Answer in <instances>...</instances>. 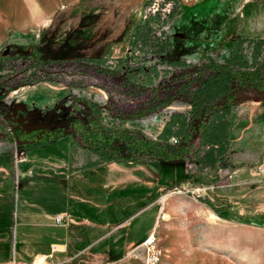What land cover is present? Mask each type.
<instances>
[{
	"label": "rangeland",
	"instance_id": "374dc122",
	"mask_svg": "<svg viewBox=\"0 0 264 264\" xmlns=\"http://www.w3.org/2000/svg\"><path fill=\"white\" fill-rule=\"evenodd\" d=\"M262 3L264 0H73L57 7L43 22L25 27L33 0H0V42L9 31L18 30L23 39L5 53L57 59L101 55L114 64L116 57L128 52L130 30L139 18L147 14L164 18L176 4L182 13L167 30L170 45L164 58L222 60L229 53L232 36L248 32V27L264 34V20L261 24L257 21L262 14L264 19ZM247 13L249 21L244 18ZM242 47L251 53L250 45ZM256 51L259 58L264 55V51ZM22 60L13 62V80L6 78V64L0 67L1 102L5 105V111L0 112V138L8 141L14 162V149L22 153L23 147L24 158L18 160V168L31 164L33 173L25 180L16 177L19 182L13 184L11 200L0 208L12 229V240H0V262L11 257L30 261L33 252L46 245L47 240H15L23 213H27L24 219L28 222L64 226L72 219L83 227L96 225L97 234L116 222L140 233L152 229L165 264H264V184L258 175H245L240 182L233 175V166L205 172L173 160L112 162L70 172L67 129L45 143L23 144L15 126L59 124L66 128L74 113L72 92L94 95L121 113L133 111L146 94L130 97L116 79L99 74L90 65L70 61L36 67V71L49 72L51 80L15 86L25 71H21ZM7 84L10 89L5 91ZM165 88L160 87L159 94L165 93ZM255 99L248 94L233 99L227 141L233 163L255 166L264 158V100ZM193 108L188 93L175 95L157 114L142 118L140 129L149 137L163 129L175 131L180 119H191L188 116ZM129 123L133 126L135 121ZM213 146L206 144L205 148ZM56 161L62 165L51 164ZM27 180L31 184L28 201L33 204L23 207L21 184ZM198 197L220 211L216 213ZM40 210L48 214L34 216ZM57 215H61L60 221L55 220ZM140 239L99 240L94 253L77 251L63 262L77 258L82 264H141ZM132 249L134 253L128 254Z\"/></svg>",
	"mask_w": 264,
	"mask_h": 264
},
{
	"label": "trees",
	"instance_id": "16d2710c",
	"mask_svg": "<svg viewBox=\"0 0 264 264\" xmlns=\"http://www.w3.org/2000/svg\"><path fill=\"white\" fill-rule=\"evenodd\" d=\"M181 13L182 8L175 4L164 18L155 14L139 18L130 30L128 52L123 57H116L114 64L106 62L101 55L57 59L37 54L5 53L24 37L21 32L9 31L0 42V67L6 64V78L13 80V62L23 58L21 71H25L19 74L21 78L15 86L51 80L49 72L36 71V67L70 61L90 65L99 74L116 79L130 97L138 99L141 94H146V99L141 98V103L133 111L121 113L112 111L108 104L94 95L81 96L72 92L70 100L74 113L68 126L37 124L26 127L17 124L15 131L23 137V144L50 141L65 134L67 129L72 143L94 155L95 163L173 160L192 164L198 171L205 172L234 166L231 151L227 149L229 111L233 99L238 96L248 94L264 100V55L259 58L256 51H264V38L231 37L229 53L222 60L164 58V51L170 45L167 30ZM244 45L251 46L249 55L242 47ZM7 85L5 91L10 89V84ZM163 86H166L165 93L159 94V88ZM1 88L0 84V91ZM185 93L192 98L194 105L188 116L190 120L180 119L177 130L163 129L155 137L147 136L140 129L142 118L157 114L163 104L175 95ZM3 95L4 91L0 93V112L5 111L1 102ZM132 120L135 121L133 126L129 123ZM170 135L175 137L170 139ZM206 144L215 145L206 149ZM198 199L216 213L220 211L210 201L202 197ZM79 261L72 258L70 262L62 261L60 264H82Z\"/></svg>",
	"mask_w": 264,
	"mask_h": 264
},
{
	"label": "crops",
	"instance_id": "0c3cea01",
	"mask_svg": "<svg viewBox=\"0 0 264 264\" xmlns=\"http://www.w3.org/2000/svg\"><path fill=\"white\" fill-rule=\"evenodd\" d=\"M71 2H73V0H33V5L31 6L30 9L31 19L29 23L26 24L25 27H32L39 24L40 22H43L44 20L50 18V16L53 14V12L56 10L57 7H59L62 4H68ZM262 5L264 6L263 3ZM251 16H253L252 19H255L254 15L251 14ZM244 18L248 21L251 20L249 13H247ZM237 20L238 18L236 19V21ZM263 20H264L263 14L261 16L259 15V18L257 20L258 24H261ZM232 37L262 38L264 37V34L253 32L248 27V32L244 31ZM69 147L70 150L68 154L69 155L68 169L70 172L73 173L78 171L79 169L86 168L88 166L99 165V164L104 165L112 162H117V161H110L106 163H101V162L95 163V156L81 150L76 144H73L72 141L70 140V137H69ZM22 153H24L23 147H22ZM20 158H24V157H22L21 155ZM261 158L262 156L259 158V160ZM42 160L48 162V160L45 159ZM26 161L27 160H24V162ZM144 161L155 162L154 160H144ZM128 162H141V161H128ZM234 163H233L234 165L233 175L234 177L235 176L237 177L236 180L240 182L244 181L241 178L245 175L246 177H253L254 174L252 168H254V166L252 163H250L251 166H249L250 164L246 165L245 162H241V161ZM18 164H19L18 161L17 164L16 162L13 161L12 151L8 141L0 138V208L4 209L7 206L8 202L11 200L13 196L12 188L14 189L13 184L15 185V183L19 182V180H16V177H20L22 178V180H25V178L31 177L30 175L33 173V169L32 167H30L31 164L30 165L22 164V166L19 168H18ZM51 164L55 166L56 165L61 166L62 162L57 163L56 161V162H51ZM30 185L31 184L29 183L28 180L27 182L21 184L22 186L21 204L23 205V207L26 206V204H33L32 202L28 201L27 191L30 189L29 188ZM23 214L24 217L25 214L27 215V213H23ZM47 214L48 213L46 211L42 210L41 212L40 210L35 212L34 216L40 218L41 216ZM2 216L0 214V240H5V241L12 240L11 224L4 220V212ZM24 217L21 223L20 231H18L15 234V240H47V243L45 246H43V249L42 248L36 249L33 252L32 258L35 255L45 254L49 252L51 245L54 244L58 249L53 253V259L61 262L68 259L72 253L77 251H81V252L86 251V253H94L95 251L94 245L99 240H135L138 238L139 239L141 238L140 240H142L146 236V234L152 230L149 229L145 232L140 233L132 228H127L125 226L126 225L125 223L116 222L107 230L97 234L96 225H92L91 227L88 226L83 227L72 219L70 223L68 224L66 223L63 226V225L46 223L44 221L41 222L35 221V223H32L25 220ZM17 234H18V238L16 239ZM84 248L86 249L83 250ZM3 260L4 261L1 262H5L8 259H3Z\"/></svg>",
	"mask_w": 264,
	"mask_h": 264
},
{
	"label": "built area",
	"instance_id": "2783aa9c",
	"mask_svg": "<svg viewBox=\"0 0 264 264\" xmlns=\"http://www.w3.org/2000/svg\"><path fill=\"white\" fill-rule=\"evenodd\" d=\"M14 152L16 162L19 160V158L21 157L20 155H22V153H19L17 148L14 149ZM253 170V174L258 175L260 177V180L264 184V158L254 166ZM61 218V215L55 216L56 221H60ZM139 247L142 251L141 264H158L159 249L156 246L155 236L152 230L149 231L146 236L142 239V241L139 243ZM57 249L58 248L54 244H52L49 252L45 254L35 255L30 261H17L13 257H11L7 261L1 262L0 264H60L61 261L53 259V253ZM134 249L130 250L128 254H133Z\"/></svg>",
	"mask_w": 264,
	"mask_h": 264
},
{
	"label": "bare ground",
	"instance_id": "6f19581e",
	"mask_svg": "<svg viewBox=\"0 0 264 264\" xmlns=\"http://www.w3.org/2000/svg\"><path fill=\"white\" fill-rule=\"evenodd\" d=\"M158 264H165V263H163L162 260H161V257H160V250H159Z\"/></svg>",
	"mask_w": 264,
	"mask_h": 264
},
{
	"label": "water",
	"instance_id": "95a60500",
	"mask_svg": "<svg viewBox=\"0 0 264 264\" xmlns=\"http://www.w3.org/2000/svg\"><path fill=\"white\" fill-rule=\"evenodd\" d=\"M249 98V97H248ZM255 100H259V98L255 99Z\"/></svg>",
	"mask_w": 264,
	"mask_h": 264
}]
</instances>
